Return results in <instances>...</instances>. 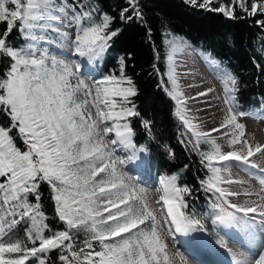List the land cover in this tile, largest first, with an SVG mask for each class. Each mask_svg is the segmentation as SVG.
Segmentation results:
<instances>
[{
	"label": "snow or ice",
	"instance_id": "6c2138e0",
	"mask_svg": "<svg viewBox=\"0 0 264 264\" xmlns=\"http://www.w3.org/2000/svg\"><path fill=\"white\" fill-rule=\"evenodd\" d=\"M183 2L230 20L250 19L264 31V0ZM144 7L142 0H122L113 15L103 10L99 0H0V264H173L158 231L157 211L164 216L169 236L204 230L195 210L186 211L185 197L193 189L181 186L180 170L160 176L161 194L153 211L117 167L134 161L137 167L150 164L142 155L149 148L135 143L130 119L139 118L152 137L153 121L138 109L134 98L139 89L126 72L131 54L119 57L118 75L86 82L76 70L81 67L79 60L57 58L50 52L51 44L67 47L72 57L86 58L91 64L121 34L122 28L114 27L117 21L140 23L151 40ZM165 43L173 51L178 47L177 38ZM168 60L173 61L172 55ZM257 67L264 73V66ZM158 87L175 102L173 115L194 138L190 151L198 153L200 164L211 174L200 185L216 194L213 223H234L240 219L237 213L245 217L258 213L264 225V168L258 169L260 192L245 193L259 195L261 204H232L227 197L239 193L220 186L239 182L222 178L224 165L239 162L256 169L250 157L262 151L253 150L244 139L245 125L238 118L249 113L241 107L237 77L224 74L225 117L210 132L199 131L190 118L174 64L170 63L167 81ZM222 130L230 148L243 144L247 153L222 150L211 136ZM202 141L211 145L210 151L200 149ZM179 142L187 147L183 137ZM157 147L175 161L169 145ZM121 151L126 156H120ZM187 168L185 164L183 169ZM45 191L53 206L51 217L44 205ZM55 223L63 227H54ZM261 247L249 264H264Z\"/></svg>",
	"mask_w": 264,
	"mask_h": 264
},
{
	"label": "trees",
	"instance_id": "16d2710c",
	"mask_svg": "<svg viewBox=\"0 0 264 264\" xmlns=\"http://www.w3.org/2000/svg\"><path fill=\"white\" fill-rule=\"evenodd\" d=\"M148 25L152 29V39L149 40L145 28L138 22L123 24L117 21L114 27L122 28L121 34L114 39L111 48L99 61V72L119 74L118 60L120 56L131 54L126 72L132 76L139 95L135 103L141 113L153 121L152 137L150 138L139 118L132 119L135 130L134 141L139 146L147 145L149 152L144 156L150 161L147 167L150 174L165 175L181 171V186L187 185L193 189L185 199L188 204L186 211L195 210L202 219L204 230L210 231L209 212L216 194L205 192L200 185L201 179L211 175L200 164L197 152L190 151L192 145L186 140L181 122L173 115L175 102L158 87L167 81L170 67L168 60L171 48L165 43L170 36L177 37L202 52L208 58L214 59L227 73H232L240 82V104L249 115L255 112L264 113L261 97H264V73L257 65L264 66V31L252 24L249 19L230 20L221 13L194 9L187 6L183 0H142ZM104 11L113 15L118 12L122 0H99ZM116 9V11H113ZM168 33V36H165ZM18 43L19 38L13 34ZM153 65L156 67L153 68ZM170 87V85H169ZM187 142V147L179 141ZM167 144L175 151V161L157 147V144ZM208 143L201 142L200 149L207 152ZM187 164L188 168L183 169ZM44 205L47 214L53 215V206L45 191ZM54 227L63 225L55 223Z\"/></svg>",
	"mask_w": 264,
	"mask_h": 264
},
{
	"label": "rangeland",
	"instance_id": "374dc122",
	"mask_svg": "<svg viewBox=\"0 0 264 264\" xmlns=\"http://www.w3.org/2000/svg\"><path fill=\"white\" fill-rule=\"evenodd\" d=\"M173 38H177V37L170 36L168 38V40H171ZM177 45H178V47L176 48L175 51H173L171 49V55L173 57V61L170 62V63L174 64L176 74H177L178 69H179L178 65H176V63H175L176 58L181 56V55H187L188 54L187 52L199 55L200 58L202 57L206 60L209 59L202 52L197 51L193 46H191L190 44L186 43L185 41H183L179 38H177ZM49 48H50L51 54L57 56V58H61V59H70L71 58V59L79 60L81 63V67L79 69H76V70L80 71L82 73L81 78L84 79L86 82H90L92 78H95L98 80L104 76V74L100 73L99 69H98L99 68V61L101 60V58L98 59L97 61L89 64L87 62L86 58L72 57L70 54V50L67 47L58 48L56 46V44H51V45H49ZM65 54H67V55H65ZM180 90L183 92L184 98L186 100L187 99V93L182 90L181 85H180ZM186 107L188 109V114H189L190 118L193 120V122L195 124H197V120H195L193 118L194 107L191 106V104L187 101H186ZM223 120H224V116L221 119L220 123ZM238 120L240 123H243L245 125L244 139L247 140L248 146H251V148L253 150L256 147L262 148V151L260 153L255 154L253 157H250V161L252 163L256 164L258 167L256 169H253V168L245 166L244 164L239 163V162L227 163L226 165H224L225 168H227V167L229 168L230 166L234 165V168L239 169L241 172L237 173L238 175L236 176V179H235V178H230V177H234V176H230L229 173L227 172V170L222 171L221 172L222 178L224 180H232V181H234V180L238 181L240 179L239 180L240 182L239 183H237V182H235V183L234 182L233 183H221L220 186L222 188H224L227 192L239 193V195H231V196L227 197V199L230 203L238 204L241 206H255V205L262 203L260 196L256 195V194L246 195L245 193H248V192L259 193L260 188H261L257 177L261 175L259 173L258 169L264 168V113L255 112L254 114L248 115L244 118H238ZM217 124H219L218 121L215 124H213V123L209 124L206 128L213 127ZM181 126H182V130L185 134L187 142L192 145V143L194 142V138L192 137V134L187 131V129L182 125V123H181ZM198 130L204 131V129L201 130L199 128H198ZM223 131H225V130H222L219 133L211 135L212 138H214L216 140V143L221 145L222 150L229 151V150H234V149L235 150L243 149L244 154L247 153V146H245L243 144H237L234 146V148H230L227 144L228 137L223 135ZM206 132H208V131H206ZM208 147H209L208 151H210L211 145L209 144ZM118 154L120 156H126V153H124L122 151L119 152ZM137 163H138V161H134L132 163L125 164L123 166L118 164L117 167L121 173L125 174L126 182L133 185L136 188L138 194H140L147 201V203L149 204V206L152 208L153 211H157L156 205L153 206L154 202L152 201L151 193L152 192H158V189H160L159 188V186H160L159 180H160V176H162V175H160V176L155 175L154 176L153 174H148L149 173L148 169L144 168V167H137L136 166ZM145 178H147L149 180V183H150L149 185H151V182H153V185L148 186L147 184H144ZM157 197H160V196H157ZM164 210L166 213V207ZM229 210L232 211V209H229ZM214 215H215V210L212 209L210 211V214L208 217L209 218V225H210L211 229L208 232L207 237L203 234V232H195V233L191 234L195 239L194 242H195V245L198 246L197 248L204 250V251H210V252L216 253V254L218 253L217 254L218 256H220L219 253H221V255L225 256V257H228L227 251H232L237 256L240 255V259L242 262H244V264H249L252 257L249 254H247L246 252L238 250V248H240V246L237 243H236V247H238V248H236V250H234L235 245L231 243V238L229 236L227 237L228 234H227L226 230L228 228H230L231 230H235L236 232H238V236H243L245 239L249 240L248 238H250L249 237V236H251L250 234H253L254 229H256V228L259 229V228L264 227V225L260 224L259 215L250 213V215L248 214V216L245 217L243 215V213H237L236 215L238 217H240V219L237 222L228 223V224H221L219 222L214 224L213 223ZM253 215H255V221L252 220ZM163 217L164 216L159 215V212L157 211L158 231L160 232L164 242L167 245V253H168L169 257L171 258L173 264H183V262L180 261L181 259H177L178 256H181V257H183L184 260H187L188 264L194 263L193 260L186 253H184L179 246H177L178 240L176 239V236L174 234L171 236L168 235V225L163 223V221H164ZM225 231H226V233H225ZM228 239H229V241H228ZM200 240L202 241L201 246L197 244L198 241H200ZM228 242H230V243H228ZM250 242L254 245L257 243V240L254 239V237H251ZM177 254H179V255L177 256ZM249 258H251V259H249ZM248 259H249V261L246 262Z\"/></svg>",
	"mask_w": 264,
	"mask_h": 264
},
{
	"label": "bare ground",
	"instance_id": "6f19581e",
	"mask_svg": "<svg viewBox=\"0 0 264 264\" xmlns=\"http://www.w3.org/2000/svg\"><path fill=\"white\" fill-rule=\"evenodd\" d=\"M187 53H188L187 55H181L176 58L175 63L179 67L177 72V78L181 85L182 90L187 93L186 101L189 102L191 106L194 107L193 118L197 120L196 125L198 126L199 129L201 130L204 129L205 132L206 131L210 132L211 129L218 128L221 124L220 123L221 119L223 118V116L225 117L226 106L224 104V99H225L224 74H226L227 72L223 70L213 59L209 58L208 60H206L202 57L200 58L199 55H196L194 53H189V52ZM208 89H211L212 91L209 92L207 96L201 97L197 95L198 93L205 92ZM217 121L219 124L210 128H206L209 124L211 123L215 124L217 123ZM216 133L219 132H213L211 133V135ZM226 169L230 176H234L230 178L236 179V176L238 175L237 173L241 172L239 169L234 168V165L230 166L229 168L227 167ZM160 186L159 188H161ZM160 194H161L160 192L151 193V198L152 201L154 202L153 206H155L156 202L159 200L160 197L157 196H160ZM226 231L228 234V235L226 234L227 237L229 236L231 238V243L235 245L234 247L235 249L234 248L233 249L236 250V248H238L236 247V243H237L240 246L238 250L246 252L252 258L253 256L256 255L258 251L262 250L261 246H264V227L259 229L258 228L254 229L253 234H250L251 236H249L250 238H248L249 240L245 239L243 236H238V232H236L235 230H231L230 228H228ZM174 235L178 240L177 246H179L181 250L184 253H186L193 260L195 264H231V262L229 261L230 260L229 257L218 256L216 253L198 249L197 248L198 246L195 245L194 242L195 239L191 234L187 235L188 237H186L188 238V242L191 246H189V244L183 243L180 240L181 235L179 233H174ZM251 237H254V239L257 240L256 244L253 245L250 242ZM200 241H198L197 244L201 246L202 241L201 242ZM191 247L194 250H192ZM178 255L179 254H177V256ZM177 259H181V256H178ZM180 261L183 262L182 259Z\"/></svg>",
	"mask_w": 264,
	"mask_h": 264
}]
</instances>
